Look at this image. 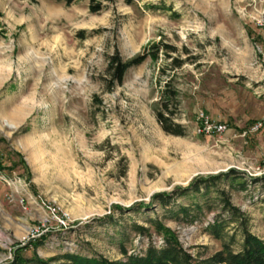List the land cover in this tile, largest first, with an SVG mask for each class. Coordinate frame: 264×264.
<instances>
[{"label":"rangeland","instance_id":"obj_1","mask_svg":"<svg viewBox=\"0 0 264 264\" xmlns=\"http://www.w3.org/2000/svg\"><path fill=\"white\" fill-rule=\"evenodd\" d=\"M100 5L0 0V264L17 246L24 257L124 260L122 249L161 243L151 219L197 258L223 244L239 251L241 224L264 240V0ZM143 51L116 83L112 60ZM165 82L181 135L154 117ZM200 112L224 130L197 132ZM220 173L204 195L138 204ZM192 203L201 210L188 221L176 211ZM213 219L219 238L207 231ZM40 228V242L22 243Z\"/></svg>","mask_w":264,"mask_h":264},{"label":"trees","instance_id":"obj_2","mask_svg":"<svg viewBox=\"0 0 264 264\" xmlns=\"http://www.w3.org/2000/svg\"><path fill=\"white\" fill-rule=\"evenodd\" d=\"M62 1L64 3H70L73 0ZM87 1L90 11H96L101 7L100 0ZM146 56L147 54L143 51L123 61L118 57L115 59L112 58V62H115L113 73L116 83H120L127 68L141 63ZM163 86L164 88L160 91L156 107L153 110L155 120L164 132L181 135L182 131L179 125L171 122L169 118L173 113L167 108L168 102L174 100L176 95L175 91L167 90L166 82ZM165 123H169L171 126H167ZM222 175L226 174L220 173L218 175L196 176L185 186L178 185L169 192L162 191L153 193L148 203L144 204L143 202H139L138 204L149 206L153 204V202H156L159 205H164L167 199L171 198L170 196L176 191L179 192V194L191 191L204 195L209 188L207 186V181L217 179ZM221 201L223 209L230 217L231 215L234 216V212L237 214L239 213L238 209L232 206L224 196L221 197ZM200 210V204L192 203L190 206L178 207L176 212L183 214L184 217H188V221H192L194 215L191 214L193 212H199ZM231 219H234V217H231ZM149 225L151 226V230L161 237V243L158 246L148 244L138 253L125 254L124 249H122L121 253L124 255V260L109 261L101 256H85L77 252H63L48 259L39 258L35 253H32L29 257H24L21 254V249L25 248V246H17L11 250V259L1 264H264V240L249 233L244 224H241L242 246L239 251L233 252L223 244L220 250L205 258L193 257L181 246L174 231L157 219L149 220ZM222 226V220L213 219L212 223L207 225V231L212 237L219 238L221 236ZM138 228L143 229L142 227ZM43 236L44 234H41L39 237L29 240V242L38 243Z\"/></svg>","mask_w":264,"mask_h":264},{"label":"built area","instance_id":"obj_3","mask_svg":"<svg viewBox=\"0 0 264 264\" xmlns=\"http://www.w3.org/2000/svg\"><path fill=\"white\" fill-rule=\"evenodd\" d=\"M196 131L199 133L204 134H213V133H221L225 125L218 121H211L206 117V115H203L201 112L196 115ZM59 222H62V220L58 219ZM45 230V231H44ZM48 231L47 229H39V231L34 230V233H31L30 236H28L23 242H28L29 240H33L37 237H39L41 234H45V232ZM21 245V242H19ZM23 245V244H22Z\"/></svg>","mask_w":264,"mask_h":264}]
</instances>
